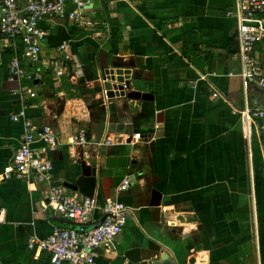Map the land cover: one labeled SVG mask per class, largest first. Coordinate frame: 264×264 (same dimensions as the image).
Listing matches in <instances>:
<instances>
[{
  "label": "crops",
  "instance_id": "obj_1",
  "mask_svg": "<svg viewBox=\"0 0 264 264\" xmlns=\"http://www.w3.org/2000/svg\"><path fill=\"white\" fill-rule=\"evenodd\" d=\"M235 3L89 0L81 22L68 15L41 22L40 61L23 62L37 74L32 81L10 72L22 46L0 34V264H51L28 239L62 221L53 204L43 206L46 185L12 171L24 132L12 115L22 109L60 135L49 154L58 182H75L82 150L96 166L94 196L130 207L93 264H264V118L250 117L264 106V89L241 77L237 22L228 14ZM255 55L264 71L263 43ZM110 69L129 70L131 89L154 98H107ZM24 86L37 95L21 94ZM80 134L86 141L74 142ZM136 248L140 261L126 256Z\"/></svg>",
  "mask_w": 264,
  "mask_h": 264
},
{
  "label": "built area",
  "instance_id": "obj_2",
  "mask_svg": "<svg viewBox=\"0 0 264 264\" xmlns=\"http://www.w3.org/2000/svg\"><path fill=\"white\" fill-rule=\"evenodd\" d=\"M88 2L27 0L24 6H20L18 0H0V34L14 45L19 41L22 46L21 52L16 50L12 56L10 72L19 78L34 80L37 74L28 70L23 62L40 61L45 36L41 22L63 15H68L76 23L81 22ZM70 5L73 7L68 8ZM228 14L237 22L241 77L245 83L252 81L264 89L262 63L255 55L256 44H264V0H236ZM61 47L66 46L63 44ZM19 92L31 97L37 95L26 86L21 87ZM105 95L109 98L106 91ZM213 96L218 97L219 93L214 91ZM250 117L253 121L264 118V106L250 110ZM12 119L22 121L24 126L22 143L11 159L12 171L18 178L46 185L47 202L43 201V206L47 209L49 204H53L62 219L48 236H30L28 248L37 254L46 253L51 264H93L96 249L112 242L122 232L130 207L117 199L101 201L95 196L81 197L77 193H68L67 188L53 175L49 158V154L61 143L58 131L50 124L38 126L27 117L25 109L13 114ZM139 136L140 133H137L136 138ZM85 141L84 134L74 137L76 143ZM37 142L42 144L36 147L34 143ZM111 142L108 138L105 144ZM128 186L129 180L126 179L120 189Z\"/></svg>",
  "mask_w": 264,
  "mask_h": 264
},
{
  "label": "water",
  "instance_id": "obj_3",
  "mask_svg": "<svg viewBox=\"0 0 264 264\" xmlns=\"http://www.w3.org/2000/svg\"><path fill=\"white\" fill-rule=\"evenodd\" d=\"M107 76L104 81V87L107 96L112 98L115 96L128 97L135 100H152L153 94L142 92L140 90L131 89V81L129 80V70L110 69L107 70ZM78 163L81 167L80 175L75 182H64V185L70 189L77 190L84 196L93 197L95 194L97 176L96 166L94 164H87L84 159L83 151L79 152ZM151 205H158L161 194L157 190H153ZM126 256L133 261H140L141 254L138 248L130 249L126 252ZM195 259L191 258L189 264H194ZM148 264H175L173 260L150 259Z\"/></svg>",
  "mask_w": 264,
  "mask_h": 264
},
{
  "label": "trees",
  "instance_id": "obj_4",
  "mask_svg": "<svg viewBox=\"0 0 264 264\" xmlns=\"http://www.w3.org/2000/svg\"><path fill=\"white\" fill-rule=\"evenodd\" d=\"M21 52V51H20Z\"/></svg>",
  "mask_w": 264,
  "mask_h": 264
}]
</instances>
